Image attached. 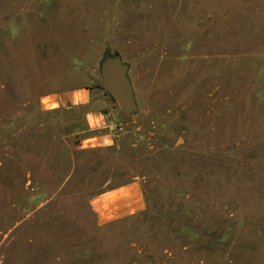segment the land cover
Wrapping results in <instances>:
<instances>
[{
	"label": "rangeland",
	"instance_id": "1",
	"mask_svg": "<svg viewBox=\"0 0 264 264\" xmlns=\"http://www.w3.org/2000/svg\"><path fill=\"white\" fill-rule=\"evenodd\" d=\"M134 179L145 210L100 225L92 198ZM0 264H264V0H0Z\"/></svg>",
	"mask_w": 264,
	"mask_h": 264
},
{
	"label": "crops",
	"instance_id": "2",
	"mask_svg": "<svg viewBox=\"0 0 264 264\" xmlns=\"http://www.w3.org/2000/svg\"><path fill=\"white\" fill-rule=\"evenodd\" d=\"M66 98L65 101H70L73 105H88L91 102L90 94L84 91L72 93ZM87 123L91 132L97 131L94 135L87 137V140L101 142L103 144L101 146L106 148H111L114 145L117 133L110 113L100 111L90 113L87 116ZM91 207L100 225L140 214L146 208L142 183L134 179L125 185L111 187L94 196Z\"/></svg>",
	"mask_w": 264,
	"mask_h": 264
},
{
	"label": "water",
	"instance_id": "3",
	"mask_svg": "<svg viewBox=\"0 0 264 264\" xmlns=\"http://www.w3.org/2000/svg\"><path fill=\"white\" fill-rule=\"evenodd\" d=\"M131 65L118 53L106 52L100 61L99 72L103 87L128 116L138 113V103L130 78Z\"/></svg>",
	"mask_w": 264,
	"mask_h": 264
}]
</instances>
